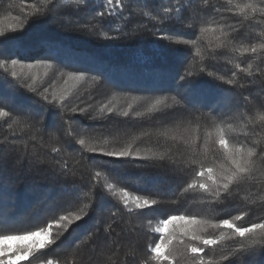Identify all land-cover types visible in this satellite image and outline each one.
Here are the masks:
<instances>
[{"label": "trees", "instance_id": "16d2710c", "mask_svg": "<svg viewBox=\"0 0 264 264\" xmlns=\"http://www.w3.org/2000/svg\"><path fill=\"white\" fill-rule=\"evenodd\" d=\"M37 231L0 264H264V0H0V238Z\"/></svg>", "mask_w": 264, "mask_h": 264}, {"label": "rangeland", "instance_id": "374dc122", "mask_svg": "<svg viewBox=\"0 0 264 264\" xmlns=\"http://www.w3.org/2000/svg\"><path fill=\"white\" fill-rule=\"evenodd\" d=\"M187 224L186 220H180L177 218H170L167 221H164L159 227L160 233H165L173 227L180 226L185 227ZM46 238V233L37 231L32 234L26 235H11L4 236L0 238V257H6L8 262L14 263L25 257V254L22 255V250H29L35 246H38ZM162 243L158 244L155 248L157 253L162 250ZM13 255V256H10ZM44 264V263H40ZM52 264V263H46Z\"/></svg>", "mask_w": 264, "mask_h": 264}]
</instances>
